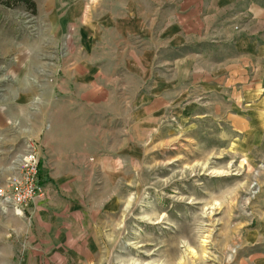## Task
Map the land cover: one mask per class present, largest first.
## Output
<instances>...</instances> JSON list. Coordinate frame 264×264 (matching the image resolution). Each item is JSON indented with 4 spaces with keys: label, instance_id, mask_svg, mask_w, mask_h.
<instances>
[{
    "label": "rangeland",
    "instance_id": "374dc122",
    "mask_svg": "<svg viewBox=\"0 0 264 264\" xmlns=\"http://www.w3.org/2000/svg\"><path fill=\"white\" fill-rule=\"evenodd\" d=\"M182 1L0 0V108L33 100L21 120L43 129L41 97L62 111L67 94L98 96L101 114L78 119L86 163L53 167L100 208L94 264H264V77L261 101L236 111L238 86L219 92L176 69L198 49L200 65L235 56L227 46L160 47ZM18 119L0 127V155L28 142L42 152Z\"/></svg>",
    "mask_w": 264,
    "mask_h": 264
},
{
    "label": "crops",
    "instance_id": "0c3cea01",
    "mask_svg": "<svg viewBox=\"0 0 264 264\" xmlns=\"http://www.w3.org/2000/svg\"><path fill=\"white\" fill-rule=\"evenodd\" d=\"M183 8L176 16L179 27H175L172 36L160 47L175 52L187 47H229L235 56L226 60H217L211 65H200V49L191 57L174 61L175 68L194 72L191 76L195 84L214 85L220 90L222 86H238L231 92V101L236 102V111L245 110L252 101H261L257 93L261 90L264 71V45L260 39L264 35V9L255 0H183ZM233 16V17H232ZM241 22L239 31L232 30L231 20ZM235 21V20H233ZM237 27V26H235ZM179 29V31H177ZM195 51V50H194ZM196 56V59H194ZM197 61V63H195ZM220 70L216 76L205 70ZM253 70V77L247 78V71ZM76 81V80H75ZM89 81V80H88ZM78 85H83L81 80ZM91 83V84H90ZM235 85V86H234ZM92 90L100 88L89 81ZM259 89V90H258ZM254 98V100H253ZM98 96L90 92L79 95L67 94L62 102L65 110L53 109L59 101L56 97L40 98L37 101L45 108L46 127L31 125L26 130L22 118L30 119L28 99H17L13 106L0 108V127L9 129L6 124L13 117L22 127L27 138L41 140L40 182L45 189V199L30 203L22 215L0 209V264H94L96 247L99 248L100 221L97 215L100 208L93 202L85 201L76 186L77 179L54 171L53 167H70L83 165L89 158L85 152V138L78 136L84 132V124L79 118L100 115ZM230 100V99H229ZM35 102V101H34ZM97 104V105H96ZM253 108V107H252ZM15 109L16 112L12 113ZM97 109V111H96ZM256 110V109H255ZM229 112V111H228ZM22 117V118H21ZM33 117V115H32ZM68 120L66 121L65 120ZM75 119L77 121H75ZM98 119L99 116H98ZM13 120V119H12ZM65 120V121H64ZM29 124H32V120ZM99 123V122H98ZM20 129H18V132ZM10 151L0 155V183L10 175L8 169ZM94 160L100 158L93 156ZM73 183V184H72Z\"/></svg>",
    "mask_w": 264,
    "mask_h": 264
},
{
    "label": "built area",
    "instance_id": "2783aa9c",
    "mask_svg": "<svg viewBox=\"0 0 264 264\" xmlns=\"http://www.w3.org/2000/svg\"><path fill=\"white\" fill-rule=\"evenodd\" d=\"M39 144L28 142L20 154L9 160L10 175L0 184V209L22 215L30 203L45 199L40 182Z\"/></svg>",
    "mask_w": 264,
    "mask_h": 264
}]
</instances>
